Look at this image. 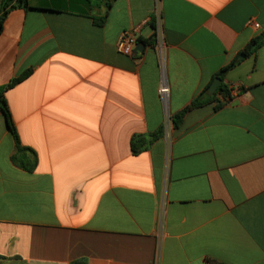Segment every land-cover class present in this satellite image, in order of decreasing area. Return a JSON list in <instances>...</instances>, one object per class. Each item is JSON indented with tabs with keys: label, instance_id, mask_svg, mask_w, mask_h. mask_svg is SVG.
Listing matches in <instances>:
<instances>
[{
	"label": "crops",
	"instance_id": "0c3cea01",
	"mask_svg": "<svg viewBox=\"0 0 264 264\" xmlns=\"http://www.w3.org/2000/svg\"><path fill=\"white\" fill-rule=\"evenodd\" d=\"M156 3L166 105L148 21ZM29 6L5 19L0 87L31 70L5 97L37 164L12 162L0 112V264H264V46L246 52L264 32V0ZM133 28L140 47L123 56L116 43ZM232 62L228 101L216 90L175 128L170 118ZM161 130L132 153L133 136Z\"/></svg>",
	"mask_w": 264,
	"mask_h": 264
},
{
	"label": "trees",
	"instance_id": "16d2710c",
	"mask_svg": "<svg viewBox=\"0 0 264 264\" xmlns=\"http://www.w3.org/2000/svg\"><path fill=\"white\" fill-rule=\"evenodd\" d=\"M86 3H90V0H82ZM16 8H23L25 10L31 9L29 6V0H3L0 8V35L3 32V25L5 22V19L9 13L10 10L16 9ZM106 16H103L100 19L95 20L96 26L102 27L106 22ZM264 46V32L261 34V36L253 39L250 44L248 45L246 52L247 53H254L257 51L260 47ZM236 62H232L226 67L222 68L219 73L216 74V76L213 78L212 82L219 78L221 80V84L219 85L217 91L221 92L223 94V98L228 101L229 95L226 85L223 83L225 75L235 66ZM31 75V70H28L21 75H19L16 79L12 80L10 84L4 87H0V112L3 113L5 116V120L7 123V127L14 139L15 142V154L12 156L11 160L12 162L25 169L26 171H33L36 164H37V158L36 154L30 150L29 148L23 147L21 144V141L19 139L17 130L15 128V125L12 120L11 112L9 110L7 100L5 97V93L17 85L18 83L22 82L23 80L27 79ZM210 86V85H209ZM208 87H206L201 94L192 102V104L185 108L183 111L175 114L170 118L171 123L175 128H178L186 115V113L189 110L201 108L207 104H210L212 102H215L216 94L213 96L209 95ZM222 102L217 101L216 108H220L222 106ZM163 135V131L157 132L155 134L142 136V135H135L131 139V150L134 155H138L146 150H148L151 145L160 139ZM5 258L0 256V260H3ZM213 264H223L219 262H212ZM71 264H85L84 261H74Z\"/></svg>",
	"mask_w": 264,
	"mask_h": 264
},
{
	"label": "built area",
	"instance_id": "2783aa9c",
	"mask_svg": "<svg viewBox=\"0 0 264 264\" xmlns=\"http://www.w3.org/2000/svg\"><path fill=\"white\" fill-rule=\"evenodd\" d=\"M153 27V39L155 41V49L158 53L160 68H161V82L158 89V94L161 98V101L166 105L170 96V88L166 79L165 73V52H166V43L163 35L162 29V14L161 8L158 3L155 4L152 15L148 20ZM251 24L255 25V27H259L257 23L251 22ZM139 28H133L130 30L124 31L117 43L116 49L119 54L123 56H132L135 47L138 45V37Z\"/></svg>",
	"mask_w": 264,
	"mask_h": 264
},
{
	"label": "water",
	"instance_id": "95a60500",
	"mask_svg": "<svg viewBox=\"0 0 264 264\" xmlns=\"http://www.w3.org/2000/svg\"><path fill=\"white\" fill-rule=\"evenodd\" d=\"M140 45H138V49H139ZM137 50H135L136 52ZM221 84V80L219 78H216L212 84L209 86L208 88V92L210 96H213L216 92V90L218 89L219 85Z\"/></svg>",
	"mask_w": 264,
	"mask_h": 264
},
{
	"label": "rangeland",
	"instance_id": "374dc122",
	"mask_svg": "<svg viewBox=\"0 0 264 264\" xmlns=\"http://www.w3.org/2000/svg\"><path fill=\"white\" fill-rule=\"evenodd\" d=\"M169 122V118H167V123Z\"/></svg>",
	"mask_w": 264,
	"mask_h": 264
}]
</instances>
